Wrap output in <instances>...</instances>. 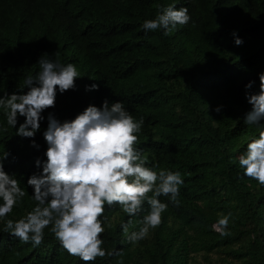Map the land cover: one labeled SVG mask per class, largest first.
I'll use <instances>...</instances> for the list:
<instances>
[{
  "label": "trees",
  "instance_id": "16d2710c",
  "mask_svg": "<svg viewBox=\"0 0 264 264\" xmlns=\"http://www.w3.org/2000/svg\"><path fill=\"white\" fill-rule=\"evenodd\" d=\"M173 2L0 0V95L22 87L47 53L74 63L82 77L76 91L58 95L55 108L47 110L58 119L105 97L122 100L136 119L143 117L142 155L149 166L179 170L184 184L179 206L170 204L161 225L138 244L124 243L120 223L127 216L119 206L106 212L111 227L102 234L103 247L122 248L123 264H264V187L241 179L235 160L257 131L243 121L251 108L244 85L255 81L252 90H258L257 74L264 71V0H178L187 3L190 22L168 36L160 30L145 33L143 21ZM233 32L241 45H235ZM92 82L100 84L99 91L85 92ZM217 105L223 106L220 113L213 111ZM35 139L40 151L11 128L0 131V155L10 152L5 170L15 173L29 194L9 218L34 204L27 178L38 171L34 159L46 147L41 133ZM227 213L225 236L214 225ZM142 215L133 218L130 231ZM119 259L97 258L95 264ZM0 264L84 262L63 250L46 228L36 248L0 233Z\"/></svg>",
  "mask_w": 264,
  "mask_h": 264
},
{
  "label": "clouds",
  "instance_id": "9594fccd",
  "mask_svg": "<svg viewBox=\"0 0 264 264\" xmlns=\"http://www.w3.org/2000/svg\"><path fill=\"white\" fill-rule=\"evenodd\" d=\"M190 20L187 3L174 0L161 6L154 18L145 19L141 28L145 33L160 30L168 36ZM232 36L235 45L243 43L236 32ZM52 56L41 54L36 62L38 71L27 76L16 91L0 95L4 117L0 131L13 129L15 136L28 139L29 147L36 151L41 149L35 139L39 132L46 145L42 156L34 159L38 171L27 178L34 204L19 218H9V214L29 194L16 174L5 170L10 152L0 155V233L36 248L47 228L63 250L84 264L113 256L121 257L117 264H123L122 248L103 247L102 234L111 227L106 212L119 206L127 216L120 223L124 243L138 244L161 225L170 204L179 206L184 179L179 170L149 166L138 147L144 119H136L120 99L105 97L99 105L89 103L62 120L47 111L55 108L58 95L76 91V81L82 78L74 63L64 64ZM257 75L258 90H252L255 81L244 85V98L251 108L243 117L244 123L254 125L257 131L235 160L241 179L249 178L264 187V71ZM99 89L97 82L84 85L85 92ZM222 107L217 105L213 111L220 113ZM20 117L23 121L18 123ZM45 121L46 128L41 130ZM140 213L139 227L130 231L133 218ZM230 218L231 213L221 214L215 221L221 235H228Z\"/></svg>",
  "mask_w": 264,
  "mask_h": 264
}]
</instances>
